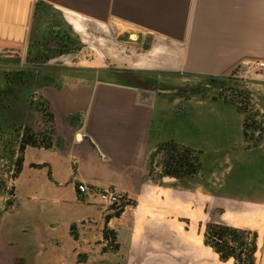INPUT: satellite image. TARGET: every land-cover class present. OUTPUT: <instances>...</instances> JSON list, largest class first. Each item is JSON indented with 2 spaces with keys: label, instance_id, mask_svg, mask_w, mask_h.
Listing matches in <instances>:
<instances>
[{
  "label": "crops",
  "instance_id": "crops-1",
  "mask_svg": "<svg viewBox=\"0 0 264 264\" xmlns=\"http://www.w3.org/2000/svg\"><path fill=\"white\" fill-rule=\"evenodd\" d=\"M0 17L25 20L24 27L0 28V37L22 43L21 52L69 58L67 70L80 73L57 74L41 86L53 142L28 146L15 177L30 187L21 194L43 207L49 250H40L48 257L41 264H233L204 243L208 222L254 230L255 264H264V203L145 180L149 152L164 138L200 156H235L242 129L233 104L202 97L164 109L162 96L146 83L152 74L219 78L239 64L264 62V0H0ZM55 35L68 42L67 50H58ZM239 174L233 171L235 182L249 180ZM78 184L90 189L80 192ZM95 188L120 192L127 202L115 214ZM57 210L81 234L65 233L52 257L50 217ZM104 225L115 233L114 250L67 260V244L81 241L74 253L84 252L85 239ZM37 229H28L21 242L1 235L0 264H40Z\"/></svg>",
  "mask_w": 264,
  "mask_h": 264
},
{
  "label": "rangeland",
  "instance_id": "rangeland-1",
  "mask_svg": "<svg viewBox=\"0 0 264 264\" xmlns=\"http://www.w3.org/2000/svg\"><path fill=\"white\" fill-rule=\"evenodd\" d=\"M46 18L48 21H55L57 17ZM24 23L25 20L20 21L18 17H0L2 30L7 28L11 31L15 27H24ZM36 42L37 45L39 39H36ZM19 44L22 43L13 37H0V237L3 235L14 242H21L26 238L28 229L31 230L33 225L39 227V233L38 229L36 232L40 237L36 236L37 247H34V252L41 264L43 259L48 258L46 254H41L44 252L42 249L49 250L45 242L47 235L43 236L47 231L42 229L45 218L43 207L41 204L29 201L21 194V191L30 187L26 188L21 180H15L18 175H14V161L19 156L23 157L25 149L30 146H25L21 151L19 147L21 139L36 141L37 148H46L53 142V122L39 95L41 86L37 81L51 83L52 77L57 74L75 77L80 73L65 69L69 66L66 64L69 58L60 60L43 58L28 63V53L21 52ZM33 56L34 54L31 57ZM51 57L54 58V55ZM76 59L77 57L73 58ZM54 61L58 64L51 65L50 62ZM51 66L53 68H50ZM44 67H47L48 71H44ZM29 70L35 72L39 70L37 73L41 74L34 79L28 74ZM148 77L146 85L152 87L159 97L162 96L161 104L164 109L188 105L198 99L205 100L202 97H208V100L221 99L233 104L241 114L242 137L233 147L235 156L230 157L217 154L200 156L197 150L164 138L154 143L149 152L146 184H154L158 187L174 185L191 190L203 187L202 189L209 192L227 195L238 193L244 195V200L264 203V139L261 136L264 129L262 69L255 67L233 69L229 74L214 81L200 77L181 78L177 75L152 74ZM171 155L173 159L169 160ZM236 161L245 164L234 166ZM168 164H171L169 168L176 171L177 175L165 174ZM234 170L240 172L239 177L249 180L235 182L232 175ZM164 176H172L175 181L172 183L163 181ZM252 177H258V182L251 181ZM109 208L113 209L115 214L122 210L118 207ZM58 211L53 212L50 217L53 228L50 235L52 257L59 253L61 246L58 245L59 242L65 241L63 239L65 233L72 236V239H76L77 235L81 234V231L77 230L80 225L76 222L69 223V220ZM45 221L49 222L47 219ZM96 234L93 238L85 239L84 252L74 253L78 249L76 246L81 248V241L70 246L67 244L69 250L67 260L84 259L86 256L90 259H98L102 253L116 248L115 233L112 229L104 225L101 232L97 230ZM24 247L27 249L29 246ZM32 250L30 246L29 251L24 250V252L31 253Z\"/></svg>",
  "mask_w": 264,
  "mask_h": 264
},
{
  "label": "trees",
  "instance_id": "trees-1",
  "mask_svg": "<svg viewBox=\"0 0 264 264\" xmlns=\"http://www.w3.org/2000/svg\"><path fill=\"white\" fill-rule=\"evenodd\" d=\"M61 37L53 36V42L58 47V50H67L68 42H63ZM48 59V54L41 53L35 54L33 57L30 56V52L27 54V62L31 63L37 59ZM33 59V60H32ZM34 68V67H33ZM65 69H70L65 67ZM39 71V70H37ZM37 71L29 70L28 74L32 75V78L36 79L41 74H38ZM218 79L217 77H209L208 80L214 81ZM39 86H42L43 83L37 81ZM44 104V103H43ZM30 145L33 147L37 146L36 141L32 139L23 140L21 139L20 149L23 151L24 147ZM49 146V145H48ZM47 146V147H48ZM22 156H19L14 161L15 164V176L18 175L21 163ZM173 159V155L170 156L169 160ZM178 164V161H176ZM171 164H168L167 169H165V174L167 175H177L176 171L170 169ZM256 232L250 231L248 229L234 228L223 223H214L208 222L205 225L204 230V243L210 246L219 256L221 261H227L229 259L233 260V264H254L255 257L254 253L256 251Z\"/></svg>",
  "mask_w": 264,
  "mask_h": 264
},
{
  "label": "built area",
  "instance_id": "built-area-1",
  "mask_svg": "<svg viewBox=\"0 0 264 264\" xmlns=\"http://www.w3.org/2000/svg\"><path fill=\"white\" fill-rule=\"evenodd\" d=\"M242 67H255L262 69L264 68V62L263 61H253L246 64H239L235 67V69H240ZM262 138L264 139V129L263 133L261 134ZM77 190L80 192H85L89 190L90 188L86 187L83 184L77 185ZM97 193L98 200L107 205L108 207H118L121 208L126 202L127 198L124 196V194L117 192L110 188H95L93 189Z\"/></svg>",
  "mask_w": 264,
  "mask_h": 264
},
{
  "label": "water",
  "instance_id": "water-1",
  "mask_svg": "<svg viewBox=\"0 0 264 264\" xmlns=\"http://www.w3.org/2000/svg\"><path fill=\"white\" fill-rule=\"evenodd\" d=\"M77 137H79V134H77ZM174 179V177H172V176H164L163 177V181H169V180H173Z\"/></svg>",
  "mask_w": 264,
  "mask_h": 264
}]
</instances>
